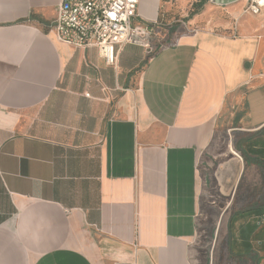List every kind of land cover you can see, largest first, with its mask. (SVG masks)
<instances>
[{
	"label": "crops",
	"instance_id": "1",
	"mask_svg": "<svg viewBox=\"0 0 264 264\" xmlns=\"http://www.w3.org/2000/svg\"><path fill=\"white\" fill-rule=\"evenodd\" d=\"M59 1L0 0V264H200L205 198L264 264V7L204 3L109 65L49 31Z\"/></svg>",
	"mask_w": 264,
	"mask_h": 264
},
{
	"label": "built area",
	"instance_id": "2",
	"mask_svg": "<svg viewBox=\"0 0 264 264\" xmlns=\"http://www.w3.org/2000/svg\"><path fill=\"white\" fill-rule=\"evenodd\" d=\"M138 6L139 0H60L49 31L67 45L96 47L104 61L114 65L121 46L141 40L158 24L157 19L139 22ZM263 7L264 0H246L244 12L258 14ZM143 45L154 51L149 43Z\"/></svg>",
	"mask_w": 264,
	"mask_h": 264
},
{
	"label": "rangeland",
	"instance_id": "3",
	"mask_svg": "<svg viewBox=\"0 0 264 264\" xmlns=\"http://www.w3.org/2000/svg\"><path fill=\"white\" fill-rule=\"evenodd\" d=\"M200 1L201 0H160L157 18L158 24L154 26L153 30L159 31L160 34H164L165 29L169 28V26L174 27L177 25H182V21L191 17L192 13L202 10L205 6L203 5L204 3L212 4L210 0H206L199 8L198 4H200ZM244 1L245 0H238L235 2L234 6H245V3L243 5ZM215 6H217V4H215ZM218 10H220L221 15L225 14L223 10ZM139 22L142 21L139 20ZM142 23H145V21ZM154 31L148 32V34L144 35L141 40H137V43L141 45H143L144 43H150L151 46H154L151 39L149 38L154 34ZM258 167L259 170L264 171V168L262 166ZM260 185L261 183L258 186ZM255 186L256 185H253L251 182L246 183L245 177H243L241 181L242 188L238 190L239 192L236 193V195L238 194L239 196V193L242 196L247 197L253 195L256 192ZM209 191L216 194L214 190ZM224 201L225 199H218V201L210 204L209 199L207 201L205 198L202 203L200 212L201 215L198 220L199 225L197 228V235L195 236L193 244L194 248H196L197 259L199 260L200 264L234 263L235 259L233 258V256H231L224 250L227 245V212L229 211V209L230 211H232L234 205H230L229 207H227V210L223 211V213L219 215L220 210L224 206ZM218 216H220L219 220ZM203 245H207L210 251L208 252L206 250H203Z\"/></svg>",
	"mask_w": 264,
	"mask_h": 264
},
{
	"label": "water",
	"instance_id": "4",
	"mask_svg": "<svg viewBox=\"0 0 264 264\" xmlns=\"http://www.w3.org/2000/svg\"><path fill=\"white\" fill-rule=\"evenodd\" d=\"M210 1L212 3H214V4L224 6V5H227V4L234 3V2H236L238 0H210Z\"/></svg>",
	"mask_w": 264,
	"mask_h": 264
},
{
	"label": "trees",
	"instance_id": "5",
	"mask_svg": "<svg viewBox=\"0 0 264 264\" xmlns=\"http://www.w3.org/2000/svg\"><path fill=\"white\" fill-rule=\"evenodd\" d=\"M204 1H206V0H201V1H200V4H198L199 8L202 6V4L204 3ZM194 13H197V11H195ZM194 13H192V15H193ZM192 15H191V16H192ZM263 162H264V161H263ZM263 162L261 163V165H264Z\"/></svg>",
	"mask_w": 264,
	"mask_h": 264
}]
</instances>
